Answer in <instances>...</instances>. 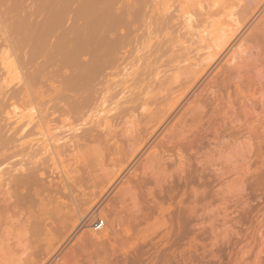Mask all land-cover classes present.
Returning a JSON list of instances; mask_svg holds the SVG:
<instances>
[{"label": "rangeland", "instance_id": "obj_1", "mask_svg": "<svg viewBox=\"0 0 264 264\" xmlns=\"http://www.w3.org/2000/svg\"><path fill=\"white\" fill-rule=\"evenodd\" d=\"M64 1L0 0V201L8 198L0 202V264H264V150L256 141L243 142L229 121L207 138L200 127L204 136L193 148L144 134L155 124L148 114L168 107L173 81L184 74L170 60L182 39L190 44L182 22H161L166 8L178 14L181 0H76L72 5L92 8H79L85 16L72 21L54 14ZM176 29L185 34L172 39ZM20 89L30 90L26 106L14 98L8 105L5 97ZM98 219L103 225L96 229Z\"/></svg>", "mask_w": 264, "mask_h": 264}, {"label": "bare ground", "instance_id": "obj_2", "mask_svg": "<svg viewBox=\"0 0 264 264\" xmlns=\"http://www.w3.org/2000/svg\"><path fill=\"white\" fill-rule=\"evenodd\" d=\"M50 1V0H49ZM76 0H66L64 1L63 4H61L63 7V9L61 11L54 13L55 15H59L60 12H63L65 14L68 15V17L71 19H77L81 17V14L84 15V6L82 7V5L77 6V4L74 6L72 5L73 2H75ZM114 1V0H113ZM147 1V0H146ZM160 1V0H159ZM170 1V0H169ZM9 2V1H8ZM11 2V1H10ZM33 2V1H32ZM52 2V1H51ZM54 2V1H53ZM86 2V1H85ZM89 2V1H88ZM117 2V1H116ZM173 2V1H172ZM176 2V0H175ZM180 2L178 4V8L177 6L173 7V8H177L174 10L178 11V14L174 15L171 14V11L168 8H164V13L162 14L165 17H161L163 18L161 20V22H163L164 24L167 25L168 22L174 23V22H178L176 19H179V22H182V25L184 27V31L186 32V39L187 41H190V44L188 42H184V40L182 39V43L181 45H179L180 51L177 50V52H179L177 54L176 52V56L172 55V59L171 62L174 63V66H180L178 68H181L182 66H184V69H180L177 70L179 71V73L184 72V74L182 73L181 79L178 80L179 78H177L176 81H173L175 83L172 84V86H174L175 84H177L176 89L173 91L171 89V93L173 94V97L171 98V103L168 105L167 108L163 109V112L160 113V111L157 110H153L152 113L154 111H157L154 117V114L150 113L148 115L152 116V117H147L146 120H148V118H152L155 119V124L152 126H150V130L151 131H143L144 134L145 133H149V134H154L156 135L158 133L159 139L154 141V142H159L161 144H166V146L171 145L174 148H179L182 146L185 147H192L195 145H192L194 142H196V144H198L197 142H200L199 140H201L203 138L204 135H202L201 133V129L200 127L203 129V132L207 138V135H209L210 131H214L211 130L212 127H220L221 125H224L227 121H229L232 124V127H234L236 133L239 135V139L243 138L245 140H243V142L248 140H255L256 142L254 144L257 151L259 150L260 152H262L264 150V0H181V1H177V3ZM47 3V2H46ZM84 3V2H83ZM81 3V4H83ZM115 3V2H114ZM139 3V2H137ZM174 3V2H173ZM172 3V4H173ZM182 4H185L183 6H185V8H182L183 6H181ZM33 4V3H32ZM39 4V3H38ZM86 4V3H84ZM161 4V2H160ZM170 4V3H169ZM4 5V3H3ZM40 5V4H39ZM59 5V4H58ZM97 5V3H96ZM122 5V4H121ZM140 5V4H138ZM165 5V4H164ZM177 5V4H176ZM17 6V5H16ZM27 6V5H26ZM56 6V5H55ZM146 6V5H145ZM173 6V5H172ZM60 7V6H59ZM151 7V6H150ZM149 7V8H150ZM56 8V7H55ZM81 10H78V9ZM88 8V7H86ZM85 8V10H86ZM90 8H92L90 6ZM90 8H88V10H90ZM102 8V7H101ZM100 8V9H101ZM145 8V7H144ZM61 9V8H60ZM140 9V8H139ZM1 10V9H0ZM12 10V9H11ZM53 10V9H52ZM64 10V11H63ZM108 10V9H107ZM129 10V9H127ZM126 10V12H127ZM131 10V9H130ZM129 10V11H130ZM146 10V9H145ZM16 11V10H15ZM54 11V10H53ZM116 11V10H115ZM128 11V12H129ZM140 11V10H139ZM162 11V10H161ZM175 11V12H177ZM33 12V11H32ZM82 12V13H81ZM87 12V10H86ZM85 12V13H86ZM120 12V11H119ZM138 12V10H137ZM141 12V11H140ZM147 12V11H146ZM145 12V13H146ZM26 13V12H25ZM43 13V12H42ZM51 14L53 12H50ZM90 13V12H89ZM88 13V14H89ZM92 13V12H91ZM144 13V14H145ZM161 13V12H160ZM31 14V13H30ZM52 14V15H54ZM120 14V13H119ZM132 14V12H131ZM139 14V13H138ZM168 14V15H167ZM10 15V14H9ZM17 15V14H16ZM15 15V16H16ZM62 14H60L61 16ZM80 15V16H79ZM92 15V14H91ZM96 15V14H95ZM98 15V14H97ZM122 15V14H121ZM120 15V16H121ZM146 15V14H145ZM8 16V15H7ZM36 16V15H35ZM47 17L50 15H46ZM58 16V17H60ZM63 16V15H62ZM85 16V15H84ZM119 16V15H118ZM131 16V15H130ZM147 16V15H146ZM4 17V16H3ZM9 17V16H8ZM64 17V16H63ZM87 17V16H86ZM84 17V18H86ZM132 17V16H131ZM177 17V18H176ZM54 18V16L52 17ZM61 18V17H60ZM92 18V17H90ZM116 18V17H115ZM119 18V17H117ZM122 18V17H121ZM173 18H176L173 20ZM5 19V18H4ZM3 19V20H4ZM23 19V18H22ZM35 19V18H34ZM60 20L59 18L53 19V21L55 20ZM64 19V18H63ZM145 19V17L143 18ZM157 19V18H156ZM159 19V18H158ZM173 21H170V20ZM2 20V19H1ZM30 20V19H29ZM32 20V19H31ZM79 20V19H77ZM127 20V19H126ZM132 20V19H130ZM158 20V21H160ZM40 21V20H39ZM91 21V20H90ZM99 21V20H98ZM157 21V22H158ZM2 22V21H1ZM34 22V21H33ZM47 22V21H46ZM52 22V20H51ZM49 24V26H52ZM131 22V21H130ZM9 23V22H8ZM55 22H53L54 24ZM57 23V21H56ZM74 24H76V22H71ZM106 23V22H105ZM10 24V23H9ZM80 24V23H79ZM92 24V23H91ZM129 24V23H128ZM127 24V25H128ZM144 24V23H143ZM156 24V23H155ZM23 25V24H22ZM57 25V24H55ZM72 25V24H71ZM77 25V24H76ZM90 25V24H89ZM123 25V24H122ZM157 25V24H156ZM5 26V25H4ZM47 26V27H49ZM58 26V25H57ZM79 26V25H78ZM81 26V25H80ZM92 26V25H91ZM179 26V24H178ZM38 27V26H37ZM54 27V26H53ZM56 27V26H55ZM72 27V26H71ZM70 27V28H71ZM94 27V26H92ZM113 27V26H112ZM121 27V26H120ZM149 27V26H148ZM173 27V26H172ZM171 27V28H172ZM22 28V26H21ZM42 28V27H41ZM51 28V27H50ZM73 28V27H72ZM89 28V26L87 27ZM24 29V28H23ZM48 29V28H47ZM112 29V28H111ZM110 29V31H112ZM116 29V27H115ZM132 29V28H131ZM138 29V28H137ZM161 29V28H160ZM178 29H181L178 28ZM187 29V30H186ZM42 30V29H40ZM48 30H52L48 29ZM75 30V29H73ZM93 30V29H92ZM107 30V29H106ZM127 31V28L125 29ZM163 30V29H162ZM182 30V29H181ZM69 31V30H68ZM77 31V29H76ZM83 31V30H82ZM82 31L80 33H82ZM133 31V29H132ZM182 31V33L184 32ZM27 32V31H26ZM38 32V31H37ZM41 32V31H40ZM50 32V31H48ZM116 32V31H115ZM152 32H154L152 30ZM175 32L177 33V29L175 30ZM56 33V32H55ZM84 33V32H83ZM88 33V32H87ZM118 33V32H117ZM116 33V35H117ZM140 33V32H139ZM163 33V32H162ZM182 33L178 34V36H174V38H178L179 35H181ZM4 34V33H3ZM22 34V33H20ZM24 34V33H23ZM22 34V36H23ZM26 34V33H25ZM91 36V32L89 33ZM122 34V33H121ZM148 34V33H147ZM185 34V33H183ZM59 35V34H58ZM88 35V34H87ZM129 35V34H128ZM26 36V35H25ZM62 36V35H61ZM60 36V37H61ZM72 36V35H71ZM132 36V35H131ZM3 37V36H2ZM24 37V36H23ZM74 37V36H73ZM90 37V36H89ZM40 38V37H39ZM56 38V37H55ZM64 38V37H62ZM92 38V37H91ZM170 38V37H169ZM182 38V37H181ZM179 38V39H181ZM43 39V38H42ZM41 39V40H42ZM75 39H78V37ZM81 39V37H80ZM112 39L109 37V40ZM122 39V37H121ZM185 39V38H184ZM25 40V39H24ZM31 40V39H30ZM47 40V39H46ZM59 41H61L60 39H58ZM67 40V39H66ZM65 40V41H66ZM71 40V39H70ZM105 40V39H104ZM128 40V39H127ZM147 40V39H146ZM7 41V40H6ZM28 41V40H27ZM79 41V40H78ZM86 41V40H85ZM120 41V40H119ZM176 41V40H173ZM178 44H179V40ZM32 42V41H31ZM77 42V41H76ZM114 42V41H112ZM136 42V41H135ZM140 42V41H139ZM146 42V41H145ZM26 43V42H25ZM41 43V42H39ZM67 43V42H66ZM70 43V42H69ZM74 43V42H73ZM87 43V42H86ZM105 43V42H104ZM121 43V42H120ZM119 43V44H120ZM129 43V42H128ZM176 43V42H174ZM173 43V44H174ZM183 43H186L187 45L185 46ZM61 44V43H60ZM83 44V43H82ZM116 43H113V45ZM164 44V43H163ZM172 44V46H173ZM184 46H183V45ZM189 44V45H188ZM11 45V44H10ZM45 45V44H44ZM75 45V44H74ZM91 45V44H90ZM121 45V44H120ZM126 45V44H125ZM131 45V43H130ZM165 45V44H164ZM16 46V45H15ZM29 46V44H28ZM65 46V45H64ZM67 46V45H66ZM98 46V45H97ZM169 46V45H168ZM174 46H176L174 44ZM39 47V46H38ZM37 47V48H38ZM70 47V45H69ZM75 47V46H74ZM73 48V50H75V48ZM100 47V46H98ZM96 50L99 51V49L101 50V48H99ZM106 47V46H105ZM124 47V46H123ZM122 47V48H123ZM126 47V46H125ZM32 48V47H31ZM62 48V47H61ZM71 48V50H72ZM103 48V47H102ZM119 48V47H118ZM117 48V49H118ZM168 48V47H167ZM17 49V48H16ZM15 49V50H16ZM23 49V48H22ZM41 49V47H40ZM52 49V48H51ZM54 49V48H53ZM60 49V48H59ZM112 49L113 46H112ZM126 49V48H125ZM171 49V47L169 48ZM55 50V49H54ZM68 50V49H67ZM70 50V49H69ZM77 50V49H76ZM83 50V48H82ZM96 50L94 51V54L96 52ZM120 50V49H119ZM168 50V49H166ZM6 51V50H5ZM42 51V50H41ZM44 51V50H43ZM59 51V50H58ZM57 51V52H58ZM112 51V50H111ZM115 51V50H114ZM126 51V50H125ZM160 51V50H159ZM173 51V49H172ZM56 52V51H55ZM66 52V51H65ZM68 52V51H67ZM83 52V51H82ZM101 52V51H100ZM103 52V51H102ZM109 52V51H108ZM113 52V51H112ZM43 53V52H42ZM64 53V51H63ZM76 53V51L74 52V54ZM78 53V52H77ZM84 53V52H83ZM97 53V52H96ZM120 53V52H118ZM118 53L116 55H118ZM150 53V51H149ZM163 53V52H162ZM4 54V52H3ZM2 54V56H3ZM52 54V53H51ZM60 54V53H58ZM62 54V53H61ZM146 54V53H145ZM167 54V53H166ZM53 55V54H52ZM51 55V56H52ZM110 57V54H108ZM170 55V54H169ZM54 56V55H53ZM52 56V57H53ZM105 56V54H104ZM112 56V54H111ZM8 57V55H7ZM15 57V56H14ZM24 57V55H23ZM60 57V56H59ZM70 57V56H69ZM68 57V58H69ZM72 57V56H71ZM103 57V56H102ZM56 58V57H55ZM74 58V57H73ZM114 58V57H113ZM121 58V57H118ZM165 58V57H164ZM12 59V58H11ZM21 59V58H19ZM44 59V58H43ZM66 59V58H65ZM99 59V58H98ZM104 59V58H103ZM111 59V57H110ZM108 59V60H110ZM115 59V58H114ZM169 59V58H167ZM7 60V59H5ZM75 60V59H74ZM84 60V59H83ZM106 60V59H104ZM14 61V60H13ZM51 61V60H50ZM61 61V60H60ZM98 62V60H96ZM103 61V60H102ZM102 61H99L101 64L103 63ZM118 61V60H117ZM131 61V60H130ZM98 62V64L100 65V63ZM168 62V61H166ZM165 62V63H166ZM168 62V63H171ZM20 63V62H19ZM43 63V62H42ZM41 63V64H42ZM119 64V62H117ZM84 64V63H83ZM96 64V63H95ZM113 64V63H112ZM6 65V64H5ZM13 65V64H10ZM29 65V64H28ZM36 65V63H35ZM64 65V64H63ZM71 65V64H70ZM115 65V64H114ZM166 65V64H165ZM19 66V65H18ZM38 66V65H37ZM60 66V65H59ZM103 66V64H102ZM171 66H173V64H171ZM6 67V66H5ZM14 68V66H12ZM83 67V66H82ZM97 67V66H96ZM130 67V65H129ZM151 67V66H150ZM170 67V65H169ZM11 68V67H10ZM20 68V67H19ZM29 68V67H28ZM41 68V67H39ZM95 68V67H94ZM99 68V67H98ZM113 68V66L111 65V69ZM172 68V67H171ZM177 67H175L176 69ZM18 69V68H17ZM49 69V68H48ZM80 69V68H79ZM115 69V68H114ZM120 69V68H119ZM161 69H164L161 67ZM24 70V69H23ZM22 70V71H23ZM35 70V69H34ZM42 70V69H41ZM51 70V69H50ZM55 70V69H54ZM81 75L83 74V69H81ZM92 70V69H91ZM96 70V71H95ZM93 69V72H98L97 68ZM101 70V69H100ZM121 70V69H120ZM158 70V69H157ZM165 70V69H164ZM184 70V71H183ZM59 71V70H58ZM102 71V70H101ZM99 71V72H101ZM104 71V70H103ZM168 71V70H167ZM181 71V72H180ZM18 72V70H17ZM50 72V71H49ZM90 72V71H89ZM87 73V74H94L93 72L91 73ZM138 72V71H137ZM169 72V71H168ZM10 73V72H9ZM8 73V74H9ZM16 73V70H15ZM23 73V72H22ZM28 73V72H27ZM128 73V72H127ZM175 73V72H173ZM49 74V73H48ZM77 74V73H76ZM91 74V75H92ZM96 74V73H95ZM123 74V73H122ZM138 74V73H136ZM162 74V73H161ZM10 75V74H9ZM8 75V76H9ZM23 75V74H22ZM168 75L173 76L171 73L167 74ZM11 76V75H10ZM18 76V75H15ZM54 76V75H53ZM72 76V75H71ZM136 76V75H135ZM159 76V75H158ZM57 77V76H56ZM85 77V75H84ZM97 77V76H96ZM139 77V76H138ZM160 77V76H159ZM178 77V76H177ZM5 78V76H4ZM7 78V77H6ZM29 78V77H28ZM31 78V77H30ZM83 78V77H81ZM86 78V77H85ZM98 78V77H97ZM96 78V79H97ZM140 78V77H139ZM145 78V77H144ZM161 78V77H160ZM169 78V77H168ZM25 79V78H24ZM80 79V78H79ZM159 79V78H157ZM156 79V80H157ZM172 81V78H169ZM2 80V79H1ZM0 80V82H1ZM27 80V79H26ZM35 80V79H33ZM152 80V79H151ZM169 80V81H170ZM175 80V79H173ZM3 81V80H2ZM11 81V80H10ZM17 81V80H16ZM19 81V80H18ZM30 81V80H28ZM43 81V80H42ZM92 81H94V79L92 78ZM7 82V81H4ZM54 82V81H53ZM85 82V80H84ZM88 82H91V80ZM87 82V83H88ZM96 82V81H95ZM128 82V81H127ZM160 82V81H159ZM164 82V81H162ZM168 82V81H167ZM166 82V83H167ZM177 82V83H176ZM3 83V82H1ZM18 83V82H17ZM45 83V81H44ZM48 83V82H47ZM51 83V82H50ZM59 83V82H58ZM86 83V82H85ZM83 83V85L85 84ZM99 83V82H98ZM157 83V82H156ZM161 83V82H160ZM172 83V82H171ZM8 84V83H7ZM15 83H13L12 85L14 86ZM19 84V83H18ZM36 84V83H35ZM6 85V83H5ZM3 85V87L5 86ZM16 85V84H15ZM31 84H29L30 86ZM61 85V84H60ZM64 85V84H63ZM162 84H159V86ZM164 85V84H163ZM123 86V85H122ZM121 86V87H122ZM10 87V86H9ZM7 87V88H9ZM35 87V86H34ZM48 87V86H46ZM61 87V86H60ZM66 87V86H65ZM80 87V86H79ZM97 87V86H96ZM6 88V89H7ZM12 89V87H10ZM19 88V87H18ZM33 88V87H32ZM31 88V89H32ZM37 88V87H36ZM99 88V87H98ZM159 88V87H158ZM162 88H165L162 86ZM160 88V90L162 89ZM168 88V87H167ZM1 89V88H0ZM35 89V88H34ZM39 89V88H38ZM41 89V88H40ZM51 89V88H50ZM49 89V92H50ZM55 89V88H54ZM64 89V88H63ZM78 89V88H77ZM157 89V88H155ZM169 89V88H168ZM5 89H2V91ZM9 90V89H8ZM6 90V91H8ZM14 90V89H13ZM12 90V91H13ZM29 90V89H27ZM33 90V89H32ZM31 90V91H32ZM37 90V89H36ZM48 90V89H46ZM150 90V89H149ZM1 91V90H0ZM4 91V93L6 92ZM10 91V90H9ZM23 90H19L18 92H10L11 96L9 97L7 95V103L9 105V102L12 103L9 100H14L15 101H22L19 103H26L24 100L25 98H27L29 95L28 92L29 91H24L21 92ZM41 91V90H40ZM39 93L41 94L42 97V92ZM52 91V89H51ZM56 91V90H55ZM69 91V90H68ZM94 91V90H92ZM153 91V90H152ZM166 91V90H165ZM44 92V91H43ZM48 92V91H46ZM73 92V91H72ZM102 92V91H100ZM141 92V91H140ZM169 92V91H167ZM8 93V92H7ZM53 94V92H50V94ZM56 93V92H55ZM98 93V92H97ZM108 93V90H107ZM147 94V92H145ZM171 93H169L171 95ZM1 94V93H0ZM48 94V93H47ZM44 94V95H47ZM58 94V93H57ZM56 94V95H57ZM96 94V93H94ZM37 94H35V98ZM43 95V97H44ZM55 95V94H54ZM79 95V94H78ZM92 95V94H91ZM99 95V94H98ZM6 96V94H5ZM33 96V95H32ZM31 96V97H32ZM49 96V95H47ZM46 96V97H47ZM51 96V95H50ZM96 96V95H95ZM148 96H150L148 94ZM152 96V95H151ZM2 97V95H1ZM39 97V98H41ZM42 97V98H43ZM61 97V96H60ZM63 97V96H62ZM73 97V96H72ZM88 97V96H87ZM100 97V96H99ZM3 98V97H2ZM9 98V99H8ZM12 98V99H10ZM34 98V99H35ZM38 98V97H37ZM36 98V99H37ZM41 98V99H42ZM49 98V97H48ZM58 98V97H57ZM69 98V97H68ZM86 98V97H85ZM151 98V97H150ZM4 99V98H3ZM31 99V98H30ZM33 99V101H35ZM40 99V102L41 101ZM46 99V98H45ZM65 99V98H64ZM63 98H60V100H64ZM73 99V98H72ZM90 99V98H89ZM88 99V100H89ZM131 99V98H130ZM168 98H163V100L167 101ZM0 100H2L0 98ZM13 100V102H14ZM28 100V99H27ZM32 100V99H31ZM50 100V99H49ZM52 100H56V99H52ZM87 100V101H88ZM96 100V99H94ZM9 101V102H8ZM48 102V99L44 100ZM51 101V100H50ZM59 102V98L58 100H56ZM65 101V100H64ZM63 101V102H64ZM73 101V100H72ZM85 101V100H84ZM86 101V102H87ZM102 101V100H100ZM127 101V100H126ZM145 101V100H144ZM2 102V101H0ZM6 101H4L5 103ZM39 102V103H40ZM68 102V101H67ZM71 102V101H70ZM74 102V101H73ZM83 102V101H82ZM89 102V101H88ZM87 102V103H88ZM92 102V101H91ZM104 102V101H103ZM168 102V101H167ZM23 103V104H24ZM30 103V101H29ZM32 103V102H31ZM30 103V104H31ZM35 103V102H34ZM45 103V102H44ZM52 103H54L52 101ZM62 103V102H61ZM61 103H58L59 105ZM81 103V102H80ZM85 103V102H84ZM28 104V103H27ZM46 104V103H45ZM44 104V105H45ZM50 104V103H49ZM69 104V103H68ZM72 104V103H71ZM91 104V103H90ZM100 104V103H99ZM2 106H4L3 104H1ZM16 102H15V106H16ZM25 105V104H24ZM35 105V104H34ZM37 105V104H36ZM53 105V104H52ZM56 105V104H55ZM63 105V104H62ZM70 105V104H69ZM67 105V106H69ZM86 106V104H84ZM89 105V104H88ZM166 105V104H165ZM164 105V106H165ZM14 106V105H13ZM14 106V107H15ZM26 106V105H25ZM54 106V105H53ZM52 106V107H53ZM81 106V104L79 105ZM91 106V105H89ZM133 106V105H132ZM131 106V107H132ZM7 107V106H6ZM17 107V106H16ZM48 107V106H46ZM55 107V106H54ZM65 106H63L64 108ZM71 107V105H70ZM87 107V106H86ZM92 107V106H91ZM89 107V108H91ZM130 107V108H131ZM8 108V107H7ZM11 108V106H10ZM61 108V107H60ZM59 108V109H60ZM63 108H61V111L63 110ZM68 108V107H65ZM80 108V107H79ZM83 108V107H82ZM94 108V107H93ZM100 108V107H99ZM4 109V107H3ZM2 109V110H3ZM13 109V108H11ZM10 109V110H11ZM18 109V108H17ZM46 109V108H45ZM44 109V110H45ZM58 109V108H57ZM69 109V108H68ZM66 109V110H68ZM74 109V108H73ZM76 109V108H75ZM84 109V108H83ZM88 109V108H87ZM0 110V111H2ZM53 110V108H52ZM50 110V111H52ZM56 110V109H55ZM70 110V109H69ZM68 110V111H69ZM81 110V109H80ZM132 110V109H131ZM136 110V109H134ZM8 111V110H7ZM14 111V110H13ZM11 111V112H13ZM54 111V110H53ZM52 111V114H54V112ZM57 111V110H56ZM60 110H58L57 112H59ZM61 111L59 112V116L61 117V115L63 113H61ZM64 111V110H63ZM62 111V112H63ZM67 111V112H68ZM82 111V110H81ZM80 111V112H81ZM15 112V111H14ZM79 112V110H78ZM88 112V110H87ZM159 112V113H158ZM2 115L5 114L3 112H1ZM0 113V115H1ZM21 113V112H20ZM51 113V112H50ZM49 113V114H50ZM64 113H66L64 111ZM70 113V112H69ZM73 113V111L71 112V114ZM77 113V112H76ZM132 113V112H131ZM9 114V113H7ZM14 114V113H13ZM12 114V115H13ZM43 114V113H42ZM58 114V113H57ZM61 114V115H60ZM78 114V113H77ZM146 114V113H144ZM158 114H160L158 116ZM11 115V116H12ZM18 115V114H17ZM22 115V113H21ZM33 114H30V116ZM56 115V114H55ZM69 115V114H68ZM88 115V114H87ZM157 115V116H156ZM5 116H9V115H5ZM10 116V117H11ZM14 116L16 117V115L14 114ZM26 116V115H25ZM40 116V115H39ZM38 116V117H39ZM48 116V115H47ZM51 116V115H50ZM3 117V116H2ZM41 117V116H40ZM44 117V116H43ZM41 117V118H43ZM56 117V116H54ZM58 117V116H57ZM65 117V115H64ZM70 117V116H69ZM84 117V116H83ZM88 117V116H87ZM90 117V116H89ZM146 117V116H143ZM35 118V117H34ZM40 118V120H41ZM48 118V117H47ZM47 118H43L42 121H44V119H46V121L48 120ZM1 119V118H0ZM6 119V117H5ZM16 119V118H15ZM22 119V118H21ZM20 119V121H21ZM81 119V118H80ZM126 119V118H125ZM12 120V119H11ZM31 120V119H30ZM57 120V119H56ZM55 120V121H56ZM61 120V119H60ZM68 120V118H67ZM130 120V119H129ZM128 120V121H129ZM132 120V119H131ZM4 121V120H3ZM6 121V120H5ZM19 121V120H18ZM19 121V122H20ZM87 121V120H86ZM124 121V120H123ZM154 123L152 120H149V122ZM8 122V121H6ZM13 122V121H12ZM15 122V121H14ZM40 121L36 122L39 123ZM48 122V121H47ZM47 122H44L47 123ZM50 122V120H49ZM134 121H132L133 123ZM143 122V121H142ZM23 123V122H22ZM32 123V122H31ZM43 123V122H42ZM125 123V122H124ZM136 123V122H135ZM151 123V124H152ZM229 123V124H230ZM35 124V123H33ZM141 124V123H140ZM145 124V123H143ZM1 125V124H0ZM8 125V124H6ZM10 125V122H9ZM16 125V123H15ZM24 125V123L22 124ZM28 125V122L27 124ZM51 125V124H50ZM147 125V124H146ZM32 127H34V125L31 124ZM41 127V125H39ZM65 126V125H64ZM125 126V125H124ZM129 126V125H128ZM4 127V125L1 126ZM19 127V126H18ZM30 127V126H28ZM51 127V126H50ZM55 127V126H54ZM96 127V126H95ZM98 127V126H97ZM126 127V126H125ZM135 127V124H134ZM137 127V126H136ZM145 126H143L142 128H144ZM17 129V127H15ZM228 128V127H226ZM14 129V128H13ZM12 129V130H13ZM33 129V128H32ZM138 129V128H137ZM141 129V128H140ZM5 130V129H4ZM20 130V129H19ZM26 130V129H25ZM220 130V129H219ZM231 130V128H230ZM15 131V130H14ZM23 131V130H22ZM29 131V130H27ZM13 132V131H12ZM21 132V131H20ZM34 132V131H33ZM215 132V131H214ZM14 133V132H13ZM36 133V132H34ZM49 133V132H48ZM15 134V133H14ZM18 134V133H17ZM25 134V132H24ZM28 134V133H27ZM32 134V133H31ZM93 134V133H92ZM146 134V135H147ZM8 135V134H7ZM141 135V134H140ZM213 135V134H212ZM13 136V135H12ZM15 136V135H14ZM17 137L19 135H16ZM33 136V135H32ZM31 136V137H32ZM112 136V135H111ZM143 136V134H142ZM210 136V135H209ZM3 137V136H0ZM10 137V136H9ZM148 136H146L147 138ZM150 138V137H149ZM155 138V136H154ZM2 139V138H1ZM19 139V138H18ZM210 139V138H209ZM226 139V138H225ZM10 140V139H9ZM12 140V139H11ZM13 140H15L13 138ZM12 140V141H13ZM20 140V139H19ZM152 140V139H151ZM155 140V139H154ZM220 140V139H219ZM228 140V139H227ZM16 141V140H15ZM14 141V142H15ZM50 141V140H49ZM144 141V140H142ZM239 141V140H238ZM238 141H236V143H238ZM250 141V142H251ZM9 142V141H8ZM18 142V141H17ZM52 142V141H51ZM58 142V141H57ZM106 142V141H105ZM139 142V141H138ZM150 142V141H147ZM217 142V141H215ZM16 143V142H15ZM40 143V142H39ZM134 143V142H133ZM144 143V142H143ZM225 143V142H224ZM7 144V143H6ZM157 144V143H156ZM155 144V145H156ZM208 144V143H207ZM223 144V143H222ZM240 144V142H239ZM238 144V145H239ZM3 145V144H2ZM1 145V146H2ZM9 145V144H8ZM35 146V143L33 144ZM37 145V144H36ZM39 145V144H38ZM132 145V144H131ZM210 145V144H209ZM237 145V144H236ZM247 145L248 144H245ZM250 145V144H249ZM248 145V147H249ZM15 146V145H14ZM32 146V145H31ZM42 146V145H41ZM201 146V145H200ZM232 145H230L231 147ZM253 146V145H252ZM205 147V146H204ZM16 148V147H15ZM56 148V147H55ZM143 148V147H142ZM58 149V148H57ZM159 149V148H158ZM207 149V148H206ZM221 149V148H220ZM153 150V149H152ZM178 150V149H176ZM181 150V149H180ZM235 150V149H234ZM248 150V149H247ZM246 150V151H247ZM251 150V149H250ZM249 150V151H250ZM2 151V150H1ZM12 151V150H11ZM25 151V150H24ZM30 151V150H29ZM8 152V151H7ZM33 152V151H32ZM37 152V151H36ZM57 152V151H56ZM236 152V151H235ZM3 153V152H2ZM35 153V152H34ZM38 153V152H37ZM27 154V153H26ZM51 154V153H50ZM57 154V153H56ZM55 154V155H56ZM167 154V153H166ZM11 155V154H10ZM30 155V153H29ZM54 155V156H55ZM59 155V154H58ZM57 155V157H58ZM249 155V154H248ZM237 156V155H236ZM263 158V157H262ZM51 159V158H50ZM162 159V158H160ZM264 159V158H263ZM31 160V158H30ZM59 161V160H58ZM2 162V161H1ZM0 162V163H1ZM8 163V162H7ZM43 163V162H42ZM5 164V163H4ZM3 165V164H2ZM44 165V163H43ZM46 165V164H45ZM241 166V165H240ZM233 167V166H232ZM36 168V167H34ZM243 169V167H242ZM9 170V169H8ZM40 170V169H39ZM38 170V171H39ZM248 171V170H247ZM238 172V171H237ZM233 176V175H232ZM33 177V176H32ZM31 180V179H30ZM232 180V179H231ZM5 188V186H4ZM3 188V189H4ZM5 191V190H4ZM9 192V191H8ZM7 194V193H6ZM19 196V195H18ZM8 199V198H7ZM6 199V200H7ZM5 200V199H4ZM5 200L4 203H6L7 201ZM11 200V199H10ZM2 202V200L0 201ZM2 202V203H3ZM9 202V201H8ZM14 202V200H13ZM27 204V203H26ZM48 204V203H47ZM2 206V205H1ZM0 206V208H1ZM26 206V205H25ZM17 207V206H16ZM49 207V206H48ZM45 209V208H44ZM42 209V210H44ZM48 209V208H47ZM5 210V209H4ZM3 211L2 213V217L4 215V212H6V210ZM41 210V209H40ZM8 211L9 208H8ZM46 211V210H45ZM48 211V210H47ZM46 211V212H47ZM50 211V209H49ZM42 212V211H41ZM9 213V212H8ZM8 213H6V215H8ZM7 218V217H5ZM2 220V218H0ZM0 220V222H1ZM8 220V219H7ZM44 221V220H43ZM45 222V221H44ZM47 222V221H46ZM4 223V222H3ZM36 224V223H35ZM47 226V225H46ZM48 228V227H47ZM38 229V228H37ZM50 230V229H49ZM47 231V229H46ZM48 232V231H47ZM49 233V232H48ZM98 236V235H97ZM97 236L94 235L93 237ZM264 237V236H263ZM95 239V238H94ZM57 246V245H56ZM58 247V246H57ZM47 248V247H46ZM55 247H53L54 249ZM48 254L50 251H48V248L46 249ZM45 250V251H46ZM52 255V254H51ZM47 256V255H45ZM50 256V255H48ZM47 256V257H48ZM45 261V259L43 260V262ZM48 261V260H46ZM45 261V262H46ZM45 264V263H43Z\"/></svg>", "mask_w": 264, "mask_h": 264}, {"label": "built area", "instance_id": "obj_3", "mask_svg": "<svg viewBox=\"0 0 264 264\" xmlns=\"http://www.w3.org/2000/svg\"><path fill=\"white\" fill-rule=\"evenodd\" d=\"M102 225H103V220H101V219H98V220H96V221L94 222V227H95L96 229L101 228Z\"/></svg>", "mask_w": 264, "mask_h": 264}]
</instances>
